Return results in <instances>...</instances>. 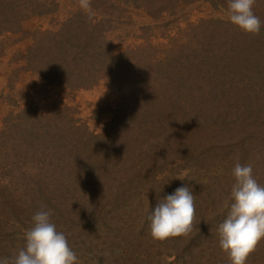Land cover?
Returning <instances> with one entry per match:
<instances>
[{"label": "rangeland", "instance_id": "1", "mask_svg": "<svg viewBox=\"0 0 264 264\" xmlns=\"http://www.w3.org/2000/svg\"><path fill=\"white\" fill-rule=\"evenodd\" d=\"M25 1L17 2L22 7ZM28 5L30 11L16 29L0 36V131L10 127L15 133L0 144V186L12 180L9 190H0V200L13 216H5L4 220L17 223L13 231L6 232L4 240L0 239V258L11 257L24 247V234L32 226V216L41 209H50L52 222L66 235L80 264H231L219 245L216 228L226 219L232 202V171L237 162L250 164L254 178L264 185V153L259 145L264 141V95H250L245 111L238 109V97L228 96L221 99L220 111L212 87L216 57L222 55L226 60L234 35L249 34L231 23L228 5L199 0L162 15L160 10L150 14L133 5L124 4L119 9L117 0L91 4L92 17L107 19L100 30L108 34L115 52L124 54L137 48L139 52L131 53L129 64L143 60L139 74H152L148 80L152 86L140 90L132 101L109 81L73 90L51 83L29 65L27 55L37 32L60 30L75 18L79 21L70 28L79 29L92 17L81 8L80 0H30ZM253 11L264 27V0H256ZM259 44L257 47L262 49L264 43ZM176 55L187 64L203 66L196 71L194 82L184 77L183 85L176 84L159 74L155 78L154 64L166 67L164 61ZM219 112L228 116L222 126ZM49 122L63 126L57 132L66 138L52 136L55 140L43 139L39 146L35 131ZM181 125L189 126L177 132L172 142L184 144L181 138L195 132L199 135V156L195 153L188 160L177 159L179 153L165 141L167 128L177 130ZM78 133L98 137H91V145L79 147ZM100 136L105 143L99 142ZM242 143L243 149L237 146ZM58 144L64 147L58 148ZM250 148L254 151L246 161L242 157ZM90 149V158L76 154L90 153ZM97 153L102 171L95 179H84L80 167L94 160ZM112 153H117L115 159ZM93 162L97 163L96 159ZM54 165H62L56 178L51 175ZM89 180L96 185L91 186ZM183 186L191 187L195 195L193 226L185 235L194 247L184 255H178L180 245L171 239L174 243H169V238L151 241L150 224L145 221L136 224L130 219L127 225L117 222V216L123 214L120 207L129 201L125 199L159 200ZM42 187L44 193L40 196ZM148 201L137 207V217L149 214ZM16 207L22 211L11 214ZM99 225L110 232L101 233ZM132 225L144 230L140 244H131L135 237L128 228ZM118 251L124 256H118ZM127 254H136L139 259L131 262ZM246 264H264V240L250 253Z\"/></svg>", "mask_w": 264, "mask_h": 264}, {"label": "trees", "instance_id": "2", "mask_svg": "<svg viewBox=\"0 0 264 264\" xmlns=\"http://www.w3.org/2000/svg\"><path fill=\"white\" fill-rule=\"evenodd\" d=\"M17 1L18 0H0V36L6 32L14 31L16 29V25H19L21 20L26 16V11L27 13H29L30 11V6L28 5V2L30 0H28V2L25 1L24 6L22 7L21 2L18 3ZM90 1L92 5L98 6V3H102L103 0ZM195 1L199 0H117V6L120 9L124 4L133 5L135 7L147 10V12L150 14L152 11L160 10V14L164 15L165 13H168L170 9L173 10V12H176V9L180 8L182 5L193 3ZM205 1H209L214 5H217L219 3L228 5L227 0ZM33 9L34 13H36L37 6L34 5ZM106 20H104V18L98 20L97 17L96 19L92 17L91 21L88 24H85L84 21L82 22L83 24H85L84 26L80 27L79 29L76 28L74 30L70 27L79 21H76L75 18L65 23V25L60 30L37 32V34H35L34 36L35 43L29 48V52L27 55V60L30 63L29 65H32V67L34 66L35 70H37L45 79H49V81H51V83L53 84L65 85L73 90H82L93 88L97 85H100L103 81H109L119 91L125 94L126 100H129L130 98L131 101L134 100V96L138 92H140V90H143V88L145 87L152 86V84L148 83V80L152 77V74H139V69L143 67V60L138 61L139 63L131 65L129 64L128 58L131 53L134 54L139 52L137 48L130 50L129 52L124 54H117L115 52L113 44L108 38V34H104V32H101L100 30V28H103V22ZM261 29L264 30V27H261ZM246 36L248 37V44H246L244 40ZM250 38H252V40H250ZM259 43H264V34H236L234 35V38L230 44L231 52L228 55L227 59L224 60L222 55L216 57L215 64L213 66L212 87L217 94L216 96L217 100L219 101L220 111H222L221 99L227 98L228 96L233 95V98L238 97V102H236L237 104H239L238 109H244L245 111V109L247 110L246 101L250 98V95H254L255 93H261V95H264V46L262 49L258 48L257 46H260ZM160 63L163 62L161 61ZM164 64L166 67H164L163 65L157 66L156 64H154L155 78L156 74H159L163 80H173L174 82H177L176 84L179 83L181 85H183L184 77L189 81L194 82L197 75L196 71L203 68L202 65L198 66L199 64L196 63L187 64V62L183 60V57L181 55H176L175 57L170 59L168 57V60L164 61ZM193 86L194 85H192V88ZM189 88H191V86ZM155 89L158 90L156 87ZM217 118L219 121V125L222 126L224 124V119L228 118V116L225 117V113L219 112ZM158 122L160 123L161 128V118H158ZM49 123L50 124L42 125L38 130L35 131L36 136L38 135L40 137H37L36 139L39 146L40 143L44 141L43 139H47L50 142L49 139L52 136L60 139L66 138V135L64 136V133L61 134V132H57V130H63V126L61 127L59 126V124H52L51 122ZM187 126L189 125H181L177 130H175L173 126H169L166 131L164 130L165 133L163 137L167 136V139L165 141L169 146L171 145V147H173L174 150L179 153V156H176L177 159L178 157H180L181 160H188V157L191 156L195 157V153L197 156H199V148L198 145H196L199 139V135H196L195 132H192L190 135L181 138L184 144L172 142L173 139H175V137L173 136L177 132H183ZM12 133L13 131L10 129V127L1 130L0 144L4 142V139H10ZM91 137L97 138L98 136H94L92 134L80 135L78 133L77 140L79 144L76 145H78L79 147L84 144L85 146L91 145ZM20 140L23 141L22 138H20ZM26 140L24 141L25 144L27 143ZM53 140H55V138L52 137L51 141ZM99 142L105 143V139L100 136ZM235 144L236 143H233V145ZM179 145L182 146V148ZM242 145L245 146L244 143L239 145L237 144L239 148L243 149ZM259 145L261 146L260 152L264 153V141ZM62 146L63 145L61 144L57 145L58 148ZM181 150L183 154L180 152ZM251 150L252 152L254 151L252 148H250V150H248V152L244 154L245 156L242 157L245 158L246 161L250 159V155L252 153ZM26 151L30 152L31 150L30 148H28L26 149ZM101 151H99V153ZM89 152L90 153L82 151L76 152V154L81 158H90V156L92 155L91 149L89 150ZM112 155V159H115L117 157V153H112ZM123 156L129 158L128 154H123ZM99 157L100 154L97 153L95 155L97 163L93 162L95 159L84 162L80 167V176L84 177V179H95L94 176H97V174L102 171L100 164L101 160ZM240 162H244V160L241 159ZM60 167H62V165L53 166V170L51 173L52 177L56 178L59 176L57 175L59 173L57 170ZM162 174L163 172L159 174V176H161ZM82 179L83 178H80V180ZM89 181L93 182V180ZM11 182H8L7 184L4 183L2 186H0V190H3L4 188H7L9 190ZM96 183L97 182H93L91 186H95ZM125 183L126 182L122 184V188L123 186H126ZM39 191L40 196L43 195V187ZM137 199V197L134 199V201H132L131 199H125V201H129L128 203H123L124 207L123 205L120 207L121 209H123V214L121 216H117V222H119L120 225L122 223H125L127 225V222L130 219H133V223L136 224L138 221H145L147 222V224H150L149 216L151 215V211L154 210L156 204L158 203L157 198H150V201H148L149 199L144 200V202L148 201L150 203L148 209L151 211L148 215L145 214V216L139 217H137L136 215L137 207H140L141 205H147V202H139ZM6 205L7 204H5L3 200H0L1 240H4L6 232L12 230V228H14L17 224L16 222L10 223L11 221L4 220L5 216H10L11 218L13 217L6 211ZM9 208L13 209L12 206H9ZM14 209L15 210L11 212V214L13 215H15V213L18 214V210H20V212L22 211L20 207H16ZM133 213H135V215H133ZM14 219L15 218H13V221ZM100 229L101 233L110 232L108 231L109 228H102L99 225L98 231ZM128 229H130V233L135 237L133 243L131 244H140V240L144 239H142L144 230L134 225H132L131 228ZM70 239L71 238H69V241ZM170 239L176 241V245H180L179 251L181 252H178V255L182 256L185 251L190 250V248L193 249L194 247V244L189 241L188 236L184 235L183 237H169V239H167L169 243H174ZM152 240H154V238H151V241ZM181 246L183 247L182 249ZM142 251L146 252V249ZM123 253L124 252L122 251H118V256L123 257ZM130 255L131 254H127L125 257L128 258L131 262L137 261L139 259L136 254L133 256Z\"/></svg>", "mask_w": 264, "mask_h": 264}, {"label": "clouds", "instance_id": "3", "mask_svg": "<svg viewBox=\"0 0 264 264\" xmlns=\"http://www.w3.org/2000/svg\"><path fill=\"white\" fill-rule=\"evenodd\" d=\"M256 0H228L229 20L242 31L258 35L262 23L253 9ZM82 9L91 13L90 0H80ZM232 175L231 200L226 219L216 232L219 245L231 264H246L247 258L264 240V185L253 176L250 164L237 162ZM181 179V178H180ZM195 195L189 186L159 199L149 216L154 239L186 235L193 226ZM52 210H39L32 216V226L25 232V245L0 264H80L68 245L66 235L58 231L51 219Z\"/></svg>", "mask_w": 264, "mask_h": 264}]
</instances>
